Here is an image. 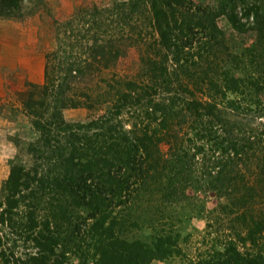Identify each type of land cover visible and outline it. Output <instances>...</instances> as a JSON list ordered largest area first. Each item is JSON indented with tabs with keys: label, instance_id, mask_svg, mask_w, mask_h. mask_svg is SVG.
<instances>
[{
	"label": "trees",
	"instance_id": "1",
	"mask_svg": "<svg viewBox=\"0 0 264 264\" xmlns=\"http://www.w3.org/2000/svg\"><path fill=\"white\" fill-rule=\"evenodd\" d=\"M212 3L124 0L60 23L23 101L35 138L4 182L0 264L164 261L185 221L166 210L197 192L240 218L199 264H264V0ZM42 8L0 0V17ZM220 17L257 33L238 55ZM129 49L136 72L106 76ZM79 106L98 115L67 122Z\"/></svg>",
	"mask_w": 264,
	"mask_h": 264
},
{
	"label": "rangeland",
	"instance_id": "2",
	"mask_svg": "<svg viewBox=\"0 0 264 264\" xmlns=\"http://www.w3.org/2000/svg\"><path fill=\"white\" fill-rule=\"evenodd\" d=\"M46 8L22 18L0 17V201L9 170L14 165L30 163L27 156V143L35 138L30 119L24 113L23 101L29 85L43 82L45 55L56 49L57 31L60 23L71 19L80 9L92 7H110L124 0H45ZM197 4L215 5L213 0H193ZM218 25L224 32L231 53L239 54L250 45L257 33L247 30L245 33L233 30L225 18L218 19ZM137 52L129 49L127 55L119 60L106 76L115 74L131 77L137 69ZM105 76V77H106ZM99 79V78H98ZM97 79V80H98ZM78 88L73 94L82 95ZM98 111L84 107L65 108L63 117L70 123H83L97 116ZM194 199L184 202L178 209H167L166 213L182 218L178 250L173 257L164 261H152L150 264H199V260L211 254L212 247L233 233L239 225V215H226L218 205L225 199H218L211 192L203 197L199 192ZM203 210H200L201 206ZM217 211L214 212L213 208ZM183 215V216H182ZM187 215H192L188 217ZM184 217V218H183ZM178 227V224L175 223Z\"/></svg>",
	"mask_w": 264,
	"mask_h": 264
}]
</instances>
